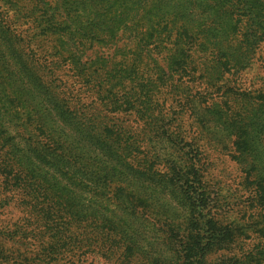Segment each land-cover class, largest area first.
Returning a JSON list of instances; mask_svg holds the SVG:
<instances>
[{
  "label": "rangeland",
  "instance_id": "374dc122",
  "mask_svg": "<svg viewBox=\"0 0 264 264\" xmlns=\"http://www.w3.org/2000/svg\"><path fill=\"white\" fill-rule=\"evenodd\" d=\"M262 2L0 0V264H177L170 231L185 219L175 196L122 225L131 214L118 207L119 191L146 204L150 184L108 179L105 205L95 173L161 171L180 146L202 153L204 181L230 203L224 220L250 225L246 173L230 143L214 142L211 119L213 108L227 114L231 93L264 92V44L223 77L214 62L231 58L238 40L220 10L242 21L246 6ZM105 126L122 130L129 155L110 157L120 149ZM258 144L264 152V139ZM70 166L84 174L72 178ZM248 230L209 262L263 247Z\"/></svg>",
  "mask_w": 264,
  "mask_h": 264
},
{
  "label": "trees",
  "instance_id": "16d2710c",
  "mask_svg": "<svg viewBox=\"0 0 264 264\" xmlns=\"http://www.w3.org/2000/svg\"><path fill=\"white\" fill-rule=\"evenodd\" d=\"M242 11L239 10V12ZM244 11L247 13V20L242 21H235V9L225 8L218 13L231 16L228 21L231 25L230 31L238 39L235 40L231 58L228 59L229 54L226 53L225 58L227 59L223 61V57L216 55L214 71L220 73L222 77L225 73H231L233 69L245 67L246 62L251 57H255L261 45L264 44V5L259 8L252 5L246 6ZM214 21L215 19L212 18L211 23L213 24ZM216 31L217 28H211L208 33L214 34ZM225 105L228 109L227 114L220 117L219 112L216 113V109L213 108L215 116L211 119L213 130L211 134L214 136V142L224 148L227 147V143L231 144L233 160L246 173V185L250 192L248 203L256 210L248 222H251L250 225L241 226L237 221L224 220L230 203L226 197L204 181L200 158L202 153L198 150H193L192 154L189 149L180 146L178 151L176 150L166 158V167L161 171L153 166L147 167L143 172V170L119 165L114 168L102 167L95 173L97 179L95 186L101 191L108 179L117 176H119L118 179L125 177L130 183L138 179L141 181L144 178V183L150 184L151 199L147 198L146 204L140 195L135 196L128 193L126 189H119V193L125 198L118 207L131 214L130 219L127 217L120 220L122 225L127 221L130 225L131 220L134 222V219H137L135 216L140 214V209L151 211L157 208L158 205L154 206V202H159L160 206L163 203L167 204L165 194L172 193L175 196L172 200L180 205L185 219L183 228H173L170 231L169 239L171 240L169 241L178 247L177 264H211L209 261L212 255L230 251L237 240L247 234L245 228H249L248 231L264 240V152L256 148V145H259L258 142L264 139V132L261 133L262 138L255 134L257 126L264 130V92L231 93ZM213 106L220 107L217 102ZM103 133L113 140L114 145L118 144L120 149L119 152H112L110 157L114 155L123 159L122 156L126 152L129 155L130 147L121 137L122 130L113 131L112 127L105 126ZM123 144L125 147L120 148ZM87 169L89 168H85ZM71 171H74L72 178L78 177L81 173L84 174L76 167L69 168L68 175ZM108 189V187L103 188L105 191L102 198L106 199L105 205L110 203V198H108L110 190ZM105 205L98 203L95 211H106ZM179 209L175 206L173 210L179 211ZM109 210L110 208H107V211ZM212 264H264V246L254 248L241 256L221 257Z\"/></svg>",
  "mask_w": 264,
  "mask_h": 264
}]
</instances>
